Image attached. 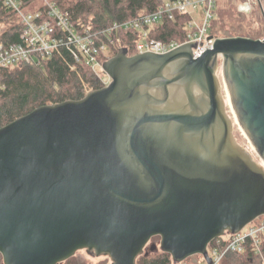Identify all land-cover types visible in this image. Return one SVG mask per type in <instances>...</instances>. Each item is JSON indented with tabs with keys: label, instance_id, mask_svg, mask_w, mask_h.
Returning a JSON list of instances; mask_svg holds the SVG:
<instances>
[{
	"label": "water",
	"instance_id": "95a60500",
	"mask_svg": "<svg viewBox=\"0 0 264 264\" xmlns=\"http://www.w3.org/2000/svg\"><path fill=\"white\" fill-rule=\"evenodd\" d=\"M196 44L119 48L107 85L0 128L3 264L79 251L135 264L157 250L211 264L213 240L264 216V167L236 142L223 97L264 163V40L214 39L194 58Z\"/></svg>",
	"mask_w": 264,
	"mask_h": 264
},
{
	"label": "trees",
	"instance_id": "16d2710c",
	"mask_svg": "<svg viewBox=\"0 0 264 264\" xmlns=\"http://www.w3.org/2000/svg\"><path fill=\"white\" fill-rule=\"evenodd\" d=\"M50 1L68 16L77 30H87L96 34L112 28L114 24L132 21L152 13L164 2V0ZM234 2L238 3L239 0H217L208 36L213 39L236 37L261 39L264 34V20L260 14L255 13L257 10H253L250 15H243L237 11ZM35 6L40 7L38 3L32 7ZM11 19L16 21L0 33V41L6 45L19 42L22 25L14 11L0 6V25ZM189 21L188 15L175 14L173 20L164 19L154 25L149 35L160 42L182 43L187 39L186 27ZM107 37L114 40L113 54H116L119 48H126L129 56L136 54L135 45L140 40L138 30L111 31ZM107 37L102 35L101 39L108 41ZM69 51L65 47H59L57 52L52 53L39 65L19 64L0 71V128L38 107L82 99L84 83L94 90L105 86L102 79L89 68L77 64ZM217 240L221 242L220 247L225 246L226 241L217 238L208 245V248L215 247ZM151 241L158 242L159 238H152ZM185 261L182 264H188ZM102 263L105 264V260ZM0 264H3L1 255ZM61 264L85 263L73 256ZM135 264H173V262L169 254L157 250L149 252L147 256L144 254L139 256ZM218 264H264V233L260 235L259 253L249 248L243 253L228 252Z\"/></svg>",
	"mask_w": 264,
	"mask_h": 264
},
{
	"label": "built area",
	"instance_id": "2783aa9c",
	"mask_svg": "<svg viewBox=\"0 0 264 264\" xmlns=\"http://www.w3.org/2000/svg\"><path fill=\"white\" fill-rule=\"evenodd\" d=\"M34 2L35 0H0V6L14 11L22 25L18 43L6 45L0 41V71L19 64L39 65L52 53L57 52L59 47H65L70 50L77 64L89 68L107 85L109 79L103 73L102 65L115 55L113 54L114 40L107 37L111 31L138 30L140 40L135 45L136 54H166L183 44L197 43L192 51L194 58H197L205 50L211 48L214 42L208 33L214 18L217 0H164L156 11L132 21L114 24L112 28L97 34L87 30H77L68 16L50 0H42L40 7L30 9ZM199 7H202V14L200 20L197 21L194 12ZM237 10L246 16L250 15L253 10H258L264 20V0H239ZM175 14H186L190 17L186 27L187 39L182 43L160 42L152 39L149 35L150 29L164 19L173 20ZM102 35L106 36L108 41L102 40ZM260 40H264V34ZM101 60L104 62L102 63ZM104 79H107V82ZM93 90L90 86H83L84 96ZM255 220L257 221L254 225L244 227L237 234H226L220 237L226 241L224 247H220L221 242L218 240L215 247L210 249L207 247V255L211 259V264H218L228 252L243 253L249 248L259 253L260 235L264 233V216ZM204 264H207L205 260Z\"/></svg>",
	"mask_w": 264,
	"mask_h": 264
},
{
	"label": "rangeland",
	"instance_id": "374dc122",
	"mask_svg": "<svg viewBox=\"0 0 264 264\" xmlns=\"http://www.w3.org/2000/svg\"><path fill=\"white\" fill-rule=\"evenodd\" d=\"M38 3V5L40 6L42 4V0H35V2L33 3V5H36ZM234 5L237 7V3L234 2ZM32 7V6H31ZM33 9L36 8L35 7H32ZM31 9V8H30ZM238 11V10H237ZM255 13H259L258 10L257 12ZM201 14H202V7H199L195 12H194V17L197 19V21L200 20V17H201ZM259 15V14H258ZM16 21V19H11L10 21H7L3 24L0 25V33L2 31H4L6 28H8L12 23H14ZM220 76V74H218ZM107 78V77H106ZM108 79V78H107ZM107 79L104 81L107 82ZM84 86L85 87H88L89 85L87 83H84ZM225 93L223 92V97L225 98L226 100V97H225ZM226 113L227 115L229 116V118L231 119V122H232V133H233V136L236 140V142L242 146L247 153H249L252 157V159L260 164V165H263L264 167V163L263 161L259 158V156L257 155V153L253 150L252 146L249 144L247 138L245 137V135L243 134L242 130L240 129L239 125L237 124L236 120H235V117L233 115V112L230 108V106L228 105V103L226 104ZM257 220H254L252 223L249 224V226H252L256 223ZM159 242V241H158ZM158 242H153V241H150L149 244L146 246V249L145 251H149V248L152 244H158ZM75 258L85 264H104L102 262H104L105 260V264H110V261L109 259H107L106 257H94V256H91L89 255L86 251H79L75 254ZM107 260V261H106ZM186 263L188 264H204V260H203V257L201 255H194L190 258L187 259V261H185Z\"/></svg>",
	"mask_w": 264,
	"mask_h": 264
},
{
	"label": "bare ground",
	"instance_id": "6f19581e",
	"mask_svg": "<svg viewBox=\"0 0 264 264\" xmlns=\"http://www.w3.org/2000/svg\"><path fill=\"white\" fill-rule=\"evenodd\" d=\"M224 93H225V97H226V100H225V103L227 104L228 103V105L230 106V108H231V110H232V107H231V104H230V101H229V99H228V95H227V93L224 91ZM232 112H233V110H232ZM233 115H234V113H233ZM234 117H235V115H234ZM235 120H236V122H237V119H236V117H235ZM237 124H238V122H237ZM239 125V124H238ZM240 127V126H239ZM241 129V128H240Z\"/></svg>",
	"mask_w": 264,
	"mask_h": 264
}]
</instances>
